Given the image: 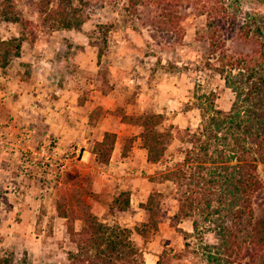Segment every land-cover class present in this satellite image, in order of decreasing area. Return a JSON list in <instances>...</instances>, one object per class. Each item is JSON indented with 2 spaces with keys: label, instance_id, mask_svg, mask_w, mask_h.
Here are the masks:
<instances>
[{
  "label": "rangeland",
  "instance_id": "obj_1",
  "mask_svg": "<svg viewBox=\"0 0 264 264\" xmlns=\"http://www.w3.org/2000/svg\"><path fill=\"white\" fill-rule=\"evenodd\" d=\"M48 2V10L63 8L69 22H79L77 31L61 30L59 19L39 16L38 0H7L6 6H0V12L17 19L4 22L0 17V41L12 37L21 40L19 58L0 69L4 86L1 99H9L3 105L6 108L0 109V159L12 168L6 178L17 185L6 189L1 185L0 193L17 191L22 197L18 201L7 197L0 200V226L27 222L26 228L13 225L6 236L2 235L0 256L11 254L14 264L23 260L25 264H67L66 253L73 250V245L68 242L66 221L56 215L58 204L66 213L86 211L108 226L127 228L129 240L144 264H205L202 249L218 243L216 228L198 214L179 221L171 218L176 210L174 187L158 180V165L146 164L145 151L137 138L140 128L127 120L123 123L121 118L162 115L156 129L172 134L165 141V156L171 155L169 159L175 162L180 160L179 151L184 146L175 132L196 128L199 111L194 106L203 104L198 98L211 94L214 108L228 109L231 93L205 64H214L202 34L205 17L198 10L207 0H192L184 6L178 30L167 34L152 27V18L159 11L150 6L137 7L131 14L127 0ZM240 5L242 11L249 10L250 5ZM257 11L264 15V6ZM224 46L229 52L246 50L233 38ZM108 97L114 99L109 109L97 105ZM86 101L91 104L83 107ZM76 107H83L85 113H79ZM43 114L51 117L49 123H43ZM84 115L86 126L97 130L87 134L81 130L77 138L71 132L65 135V129L75 134L77 117ZM104 130L115 135L108 160L114 166L107 170V181L103 173L108 163H96L91 152ZM81 137V144H76ZM46 140L52 141L59 153L69 155L71 160L64 170L56 174L51 166L43 173L34 169L21 173L20 149L35 152ZM82 146L93 155L91 160H81ZM257 171L261 178L262 167ZM152 193L159 194L154 196L157 224L155 228H142L148 214L141 204ZM18 205L29 208V212L16 210ZM253 209L255 217L264 214V189ZM192 220L197 223L195 231Z\"/></svg>",
  "mask_w": 264,
  "mask_h": 264
},
{
  "label": "trees",
  "instance_id": "obj_2",
  "mask_svg": "<svg viewBox=\"0 0 264 264\" xmlns=\"http://www.w3.org/2000/svg\"><path fill=\"white\" fill-rule=\"evenodd\" d=\"M190 1L127 0V8L131 14L140 6L157 9L152 27L167 34L178 30L180 11ZM38 2L39 16L59 19L61 30L77 31L79 22H69L66 10H48V0ZM241 2L250 5L249 10L242 11ZM6 3L1 0L0 6ZM262 6L264 0H207L199 5L205 17L203 39L214 62L205 64L220 78L232 99L228 109L221 111L214 108L211 94L198 98L203 104L194 106L199 111L196 128L175 132L184 145L179 151L180 160L172 162L171 155L165 156V141L172 134L156 129L163 121L162 115L121 118L123 123L127 120L140 128L137 138L145 151L146 164L158 165V180L174 187L176 210L171 218L179 221L198 214L216 228L218 243L202 249L205 264H264V214L255 217L253 209L264 189V15L257 11ZM0 13L2 21L17 22L4 11ZM229 38L242 45L245 52H229L224 46ZM20 46L19 38L0 41L1 70L9 60L20 56ZM114 138L113 133L104 132L93 144L91 152L96 163L108 162ZM258 166L262 167L261 178ZM158 195L150 194L141 204L148 214L142 228L156 227L154 196ZM56 215L66 221L68 242L73 245V250L66 253L67 264H144L129 240L127 228L108 226L86 211L66 213L58 204ZM196 226L192 220L193 231ZM0 264H14L12 255L0 256Z\"/></svg>",
  "mask_w": 264,
  "mask_h": 264
},
{
  "label": "crops",
  "instance_id": "obj_3",
  "mask_svg": "<svg viewBox=\"0 0 264 264\" xmlns=\"http://www.w3.org/2000/svg\"><path fill=\"white\" fill-rule=\"evenodd\" d=\"M19 58V57H18ZM18 58H16V59H18ZM2 82H0V109H3V108H1L3 105H5L6 104V102L5 101H8L9 99H7L8 97H4V98H2L1 99V97H3L2 95H4L3 93V90L2 89H4V86H3V84H1ZM112 93H114V91L112 92ZM110 94V93H109ZM109 96V95H108ZM63 99V98H62ZM99 99H101V98H99ZM137 100H139L140 101V98H137ZM113 101H114V99H113V97H112V99L110 100V97H108V98H104V99H101V101L97 104V105H99V106H101V107H106L107 106V109H109L111 106H112V104H113ZM73 103H75V101L73 102ZM86 103H90V102H84L83 104V107H85L86 106ZM91 104V103H90ZM137 104V103H136ZM9 105L10 104H8V106H7V109H8V107H9ZM64 105V104H63ZM4 108H6L5 106H3ZM83 107H76L77 109H76V111H78V110H80L81 112H79V113H85V110H82V108ZM75 111V110H74ZM139 111L141 112V111H143V108L142 107H140L139 108ZM62 112H63V110H62ZM0 116H1V113H0ZM78 119H79V123H78V126H75V129L77 130V131H75V134H72V130L71 129H65V135H67V134H69L70 132V134L73 136V137H75V138H77L78 137V133H80L81 132V130L82 131H84V133H86L87 134V132L86 131H90L89 133H93V131H96L97 130V128H95V129H92L91 127L90 128H88L87 126H86V122H87V116L86 115H84V118H82V117H77ZM81 118H82V120H81ZM51 117H48V116H45V114H43V115H41V120L43 121V123H49L51 120ZM1 121H2V119L0 118V123H1ZM47 127H50V125H48ZM20 131H22V132H24V131H27L26 129H21ZM107 130H104L103 131V133L104 132H106ZM29 132V131H28ZM29 133H31V131L29 132ZM102 133V134H103ZM78 134V135H77ZM92 135V134H91ZM28 136V135H27ZM84 137H81V139H79V141L80 142H76V144H78V145H80L81 144V140L83 139ZM87 140L89 141V137H87ZM83 141V140H82ZM87 146H89V145H87ZM87 146H82L83 148H79V147H77V148H79L80 150H79V152H80V155H81V160H91L92 159V156L93 155H90V153L87 151ZM86 155V156H85ZM112 160V159H111ZM4 161V159L2 160V159H0V186L3 188V189H6L5 187L6 186H12V187H16L17 185L15 184L16 182H14V181H12L11 180V178H6L7 176L6 175H8L9 174V171H11V167L6 163V162H3ZM117 161H118V164L119 165H122L123 164V162H122V158H120V160H119V157L117 158ZM108 163V162H107ZM106 163V164H107ZM117 164V163H116ZM119 165H118V167H119ZM102 166H104V165H102ZM113 166L114 165H112L111 164V162H109L108 163V165L106 166V171L103 173V180L104 181H107V179L110 177L109 176V174H108V172H107V170H109V168H113ZM19 167V166H18ZM98 167V166H97ZM9 180H11V181H9ZM19 196V197H18ZM4 197H7V199H11V200H14V201H18V199L20 198V199H22V197H21V193H19V192H17V191H12V192H10V193H5V192H2V193H0V200H3V199H5ZM18 208H16V210H18V211H21L24 207H20L19 208V205L17 206ZM23 211H26V212H29V208L27 209H23L22 210V212ZM1 225V224H0ZM13 225H17V228H26L27 227V222L26 221H24V220H20L18 223L17 222H15ZM13 225L12 226H10V227H1L0 226V242L3 240L2 239V235H4V236H6L9 232H10V230H12V228H13ZM2 245V243H0V246Z\"/></svg>",
  "mask_w": 264,
  "mask_h": 264
},
{
  "label": "built area",
  "instance_id": "obj_4",
  "mask_svg": "<svg viewBox=\"0 0 264 264\" xmlns=\"http://www.w3.org/2000/svg\"><path fill=\"white\" fill-rule=\"evenodd\" d=\"M22 136L23 139L28 137L25 133ZM53 144L50 140L43 141L39 143L35 152H28L25 148L20 149L18 162L20 172L26 173L34 169L37 173H43L48 171V167L53 166L56 174L61 173L71 159L65 152L59 153Z\"/></svg>",
  "mask_w": 264,
  "mask_h": 264
}]
</instances>
